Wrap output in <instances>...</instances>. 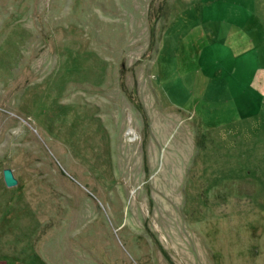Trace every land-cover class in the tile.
Segmentation results:
<instances>
[{
  "label": "rangeland",
  "instance_id": "1",
  "mask_svg": "<svg viewBox=\"0 0 264 264\" xmlns=\"http://www.w3.org/2000/svg\"><path fill=\"white\" fill-rule=\"evenodd\" d=\"M0 264H264V0H0Z\"/></svg>",
  "mask_w": 264,
  "mask_h": 264
},
{
  "label": "water",
  "instance_id": "2",
  "mask_svg": "<svg viewBox=\"0 0 264 264\" xmlns=\"http://www.w3.org/2000/svg\"><path fill=\"white\" fill-rule=\"evenodd\" d=\"M2 177L7 185H12L16 183L17 178L14 176L13 171L10 166H4L2 168Z\"/></svg>",
  "mask_w": 264,
  "mask_h": 264
}]
</instances>
